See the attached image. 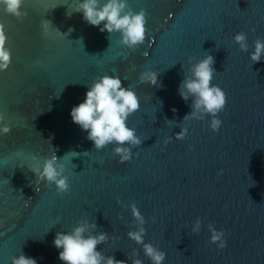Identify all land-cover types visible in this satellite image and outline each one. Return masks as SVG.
Segmentation results:
<instances>
[{"label": "water", "instance_id": "95a60500", "mask_svg": "<svg viewBox=\"0 0 264 264\" xmlns=\"http://www.w3.org/2000/svg\"><path fill=\"white\" fill-rule=\"evenodd\" d=\"M78 2L25 0L23 20L0 8L12 56L0 72V113L13 129L0 135V264L21 251L37 264H63L55 235L84 219L97 225L93 234L116 237L97 246L103 255L131 264L136 249L152 264L128 238L135 222L117 197L136 203L144 242L166 253L163 264H264V57L250 60L254 40L264 41V0H127L134 12H146L145 41L135 52L119 32L109 36L99 31L103 23L91 26L73 12ZM239 32L247 34V53L233 40ZM207 55L215 60L211 83L227 101L217 131L210 115L183 121L192 98L186 103L178 94L190 67ZM143 71L156 72L160 86L141 84ZM103 75L120 77L140 98L126 123L142 144L123 164L115 145L95 150L70 116ZM181 128L188 131L177 140ZM53 151L69 178L63 196L54 184L40 183L37 192L28 169ZM209 224L224 232L223 249L210 243Z\"/></svg>", "mask_w": 264, "mask_h": 264}, {"label": "clouds", "instance_id": "9594fccd", "mask_svg": "<svg viewBox=\"0 0 264 264\" xmlns=\"http://www.w3.org/2000/svg\"><path fill=\"white\" fill-rule=\"evenodd\" d=\"M24 3L25 0H0V8L17 20H23L28 16V12L22 10ZM73 12L81 13L84 21L91 26L99 27L103 23L99 31H106L109 36L113 32H119L121 34L120 43L131 52H135L145 41L146 12L144 9L134 12L128 6L127 0H104L103 3L101 0H79ZM71 14L67 13L69 16ZM6 31L5 24L0 23V72L7 71L12 63L11 51L6 46L8 41ZM233 40L239 45L241 51L246 53L249 51L246 33H237ZM253 43L254 51L250 53V60L258 63L264 57V41L257 38ZM189 63H191V58H189ZM214 63V57L207 55L193 64L189 69L190 75H185L181 81L178 94L186 103L190 97L192 98V110L183 117V121L203 120L205 115H210L212 117L210 128L217 131L222 123L217 118V114L224 108L227 101L225 92L211 83L216 72L213 67ZM138 80L141 84L148 86H160L158 74L154 71L140 72ZM139 109L140 98L134 89L122 86L121 78L118 76L103 75L93 80L91 86L88 87L84 101L71 109L70 116L73 123L77 124L82 131L87 132L86 138L93 142L95 150L99 151L109 144L115 145L113 155L118 156L119 163L123 164L130 162L133 158L132 149L142 144L135 129L128 127L126 123L129 116ZM172 111L175 113L176 109L173 108ZM174 121L166 120V123L172 124ZM12 130L11 124L5 122L4 114L0 113V135H10ZM187 131V128H181L178 133H175V139H185ZM171 139L172 137H167L163 141L164 145L170 143ZM61 159L53 151L51 156L44 158L42 165L36 161L28 166L29 171L36 178L37 192L40 183H43L46 188L54 184L57 194L61 196L69 191V178L64 175L65 166L60 162ZM117 202L130 209L135 222V230L128 231V238L142 246L144 255L152 264H163L166 253L152 243L144 242L146 221L136 203L123 204L119 197H117ZM120 218L123 219L122 216ZM96 229L97 225L94 222L84 219L77 221L70 232L58 231L53 244L56 249L60 250L59 260L63 264H127L124 260H117L111 255L105 256L97 250L98 245L108 243L110 239L114 240L116 237H110L104 231L93 234ZM200 230L201 220L197 218L191 231L198 234ZM208 230L211 233L210 243L217 244L218 248L223 249L226 246L223 240L224 232L217 231L212 224L208 225ZM137 257V250L132 249L131 256L128 257L131 264H143L142 260ZM11 264H37V261L25 256L21 251L18 256L12 258Z\"/></svg>", "mask_w": 264, "mask_h": 264}]
</instances>
